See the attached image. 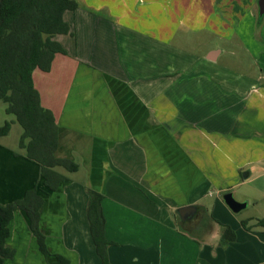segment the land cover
<instances>
[{
    "label": "crops",
    "instance_id": "obj_1",
    "mask_svg": "<svg viewBox=\"0 0 264 264\" xmlns=\"http://www.w3.org/2000/svg\"><path fill=\"white\" fill-rule=\"evenodd\" d=\"M76 1V12L66 14L73 35L56 36L67 55L56 54L51 70H35L33 80L58 125L55 157L78 168L56 167L66 180L53 191L25 151L0 144V204L36 188L44 199L39 227L50 253L45 258L40 252L26 212L17 210L7 240L15 254L4 264H48L56 255L69 264H102L87 219L86 188L103 196L109 264H201L211 245L206 235L214 227L222 231L215 211L226 210L223 197L231 187L224 183L264 177V50L251 49L258 65L251 89L257 88L251 92V159L242 162L221 150L224 140H236L240 111L249 110L239 105L243 99L187 92V80L173 79L178 70L172 72L174 64L160 55L181 30L191 47L194 38L186 40L193 35L240 45L235 24L248 17L255 22L260 0H141L142 11L130 16L121 12L129 13L124 0ZM223 54L216 45L202 56L212 63ZM209 139L221 140L217 154L209 153L215 147ZM211 197L215 202L207 204ZM188 205L208 221L196 233L176 213ZM225 224L236 239L221 237V244H236L239 233L251 242L245 220ZM249 255L244 250L238 257Z\"/></svg>",
    "mask_w": 264,
    "mask_h": 264
},
{
    "label": "trees",
    "instance_id": "obj_2",
    "mask_svg": "<svg viewBox=\"0 0 264 264\" xmlns=\"http://www.w3.org/2000/svg\"><path fill=\"white\" fill-rule=\"evenodd\" d=\"M78 7L76 0H0V100L6 104V113L13 115L23 129L19 148L25 151L24 157L40 167L45 186L53 191L66 180L55 170L56 167L69 172L76 171L78 167L69 160L55 157L58 125L53 113L41 104L33 73L37 69L49 72L56 54L67 55L56 36L73 35L66 14L76 12ZM10 128L11 124L6 122L0 128V136L7 135ZM15 155L18 156L17 153ZM86 193L91 237L102 264H109L110 242L105 237L103 196L90 188H86ZM43 203L44 199L34 188L27 191L23 199L0 204V264L15 254L7 240L9 225L17 210L26 212L40 252L45 258L50 255L39 227ZM260 223L264 225V220ZM229 229L228 226L222 237L225 241L228 238L234 241L235 234ZM48 264H69V261L56 255L55 261Z\"/></svg>",
    "mask_w": 264,
    "mask_h": 264
},
{
    "label": "rangeland",
    "instance_id": "obj_3",
    "mask_svg": "<svg viewBox=\"0 0 264 264\" xmlns=\"http://www.w3.org/2000/svg\"><path fill=\"white\" fill-rule=\"evenodd\" d=\"M124 1L129 6V13L123 10L121 11L123 15L127 14L130 16L142 11L140 7L142 5L141 0L138 1V7L136 0ZM107 3L117 5L120 4V0H107ZM262 16L263 19L260 21ZM130 24L134 23L130 22ZM236 26V33L239 36L240 45H237L235 42L231 43L226 39L203 37V35L196 38L193 35L187 36L188 38L186 40L190 41L191 37L194 38L193 42H195L191 47L190 42H184L185 39L183 36L188 33H186L185 30H181L175 37L174 42L166 43L168 48L165 51L162 48L163 51L160 56L161 60L162 57H166L170 59V63L174 64V66H172V72L178 70L177 73L173 74V79H177L179 82L187 80V92L190 93L192 90V93L195 95L201 92H208L210 94L224 96H239L243 99L239 101V105L242 107L246 106L250 110L251 84L254 83V76L256 72H258V65L254 66L253 64L254 59L251 57V49L257 46L264 50V13L263 15L259 14L255 22L248 17L236 23L235 27ZM179 28L180 27H178L177 31ZM216 45L224 49V54L216 62L210 63L202 54L207 47ZM242 46L247 49H244ZM169 49H171V52H169ZM165 53L169 55H163ZM167 72L168 71H166V73ZM258 84L259 87L263 85L262 82ZM177 88L180 87L177 86ZM249 110L245 109L240 111L236 140H224V145H222L223 150L218 149L221 145V140L214 142L212 139H209L210 143L215 144L214 148H209L210 154H217V150H221L223 156L230 154L236 162L251 159V110ZM5 111L6 104L0 100V128L3 127L6 122L11 124L10 131L6 136L7 138H1L0 136V144L9 147L13 146L15 149L18 148L17 151L22 152L23 150L19 148L18 144L23 129L20 124L15 121V117L5 113ZM232 114H234V112L230 113L231 116H234ZM213 139L216 138L213 137ZM222 167L228 169L226 166ZM244 171H248V169H238L237 172L242 175L245 173ZM224 186H230V192L233 194L236 201L248 203V206L239 213H233L227 206H225L226 210L223 208L218 209L217 206L215 215L220 219L218 224L222 227V231H219V242L211 243L210 246L219 251L214 255L211 253L209 246L208 251L202 255L206 261L202 260L201 264H260L264 260V245L260 243V241L264 242V225L260 223V221L264 220V177L247 182H242L241 179H238L229 183H224ZM201 190H203V187ZM214 202L215 197L208 198L206 201L207 204H212ZM243 220L250 226L251 242H246V236L239 233L237 235L239 242L236 244L232 243V246L227 245L228 243L226 244L225 242L221 244V237L225 234L224 230L228 227L225 223H232L235 225V221L240 223ZM208 235L209 233L205 238L209 243L207 239ZM214 244L216 245L212 246ZM244 250H249V257H238L240 252Z\"/></svg>",
    "mask_w": 264,
    "mask_h": 264
},
{
    "label": "water",
    "instance_id": "obj_4",
    "mask_svg": "<svg viewBox=\"0 0 264 264\" xmlns=\"http://www.w3.org/2000/svg\"><path fill=\"white\" fill-rule=\"evenodd\" d=\"M259 9H260V13L263 14L264 13V0L259 1ZM223 199H224L225 204L229 207V209L233 213H239L241 210L247 207L246 203H241V202L236 201L232 193L230 192L226 193ZM176 213L178 214L180 218L181 224L182 225L188 224L189 226L196 225L197 222L201 219V215H202V213L198 211V208L195 205H188V206L181 207L176 210ZM191 219L192 220L196 219L197 220L196 224L189 223Z\"/></svg>",
    "mask_w": 264,
    "mask_h": 264
},
{
    "label": "clouds",
    "instance_id": "obj_5",
    "mask_svg": "<svg viewBox=\"0 0 264 264\" xmlns=\"http://www.w3.org/2000/svg\"><path fill=\"white\" fill-rule=\"evenodd\" d=\"M251 92L255 93L256 92V86L253 85ZM253 172H255V168L252 169ZM209 243H214L216 241H218L220 239V233L219 231L216 230V228H213V231L211 233H209L208 237H207Z\"/></svg>",
    "mask_w": 264,
    "mask_h": 264
},
{
    "label": "flooded vegetation",
    "instance_id": "obj_6",
    "mask_svg": "<svg viewBox=\"0 0 264 264\" xmlns=\"http://www.w3.org/2000/svg\"><path fill=\"white\" fill-rule=\"evenodd\" d=\"M196 222H197L196 219H193V220L191 219L189 221V223H192V224L193 223L196 224ZM207 223H208V221H205V218L202 217L200 219V221L195 226L190 227V230H192V232L196 233V231H199L201 228L203 229L205 227V224H207ZM185 228H187V226Z\"/></svg>",
    "mask_w": 264,
    "mask_h": 264
}]
</instances>
